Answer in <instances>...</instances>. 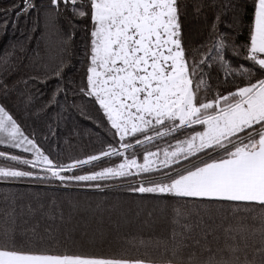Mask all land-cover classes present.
Returning <instances> with one entry per match:
<instances>
[{"label": "snow or ice", "instance_id": "1", "mask_svg": "<svg viewBox=\"0 0 264 264\" xmlns=\"http://www.w3.org/2000/svg\"><path fill=\"white\" fill-rule=\"evenodd\" d=\"M22 2L23 13L36 7L34 0ZM50 7L57 15L64 12L91 23L84 44L86 84L79 91L99 106L98 126L107 121L111 142L85 159L68 163L52 159L34 135H25L7 104L0 103V144L22 148L32 157L0 150V181L66 187L119 180V186L129 191L171 196L196 206L200 223L204 220L200 206L205 212L213 205L223 210L227 202L236 223L223 227L222 246L214 230H203L197 237L200 224L189 222L191 213L181 207L173 209L170 235L149 237L148 242L170 252L166 264H264V0L228 5L233 17L224 26L233 31L242 23L240 12L251 7L248 44L237 45L228 31H221L217 14L208 43L196 50L199 59L184 46L178 0H50ZM15 8L2 11L18 17L21 12ZM229 50L245 63L234 65ZM217 69L227 87L213 88L209 82ZM0 91L7 95L2 82ZM63 91L57 86L50 103ZM113 157L119 162L77 174L85 165L96 167L94 162H103L102 158L111 162ZM46 215L53 222L57 219L54 212ZM59 219L63 222L62 212ZM248 219L258 220L259 226L248 225ZM38 227L37 223L30 229L33 235ZM16 228L13 201L0 213V264H152L124 255L35 251L16 242ZM257 233L260 243L249 258L248 235ZM139 242L145 245L143 238Z\"/></svg>", "mask_w": 264, "mask_h": 264}, {"label": "trees", "instance_id": "2", "mask_svg": "<svg viewBox=\"0 0 264 264\" xmlns=\"http://www.w3.org/2000/svg\"><path fill=\"white\" fill-rule=\"evenodd\" d=\"M178 2L182 13L183 42L190 56L195 53L199 59L196 50L208 43L211 24L217 14H221V31H228L237 45L249 43L246 26L252 22L251 7L240 12L242 23L235 31L224 26V22H231L233 17V10L228 5L240 0ZM34 3L35 8L23 13L22 0H0V82L8 89L7 95L0 91V103L7 104L25 135L30 138L34 135L43 150L51 153L52 159L68 163L99 154L111 142L105 130L110 125L103 120V126H98L102 122V113L97 111L99 106L89 103L90 98L79 91L82 84H86L84 44L88 35L86 29H90L91 23L64 12L57 15L50 7V0H34ZM13 5L16 6L15 11L21 12L18 17L14 12L6 14L2 11ZM241 52L243 54V50ZM227 55L234 65L245 63L233 56L231 50ZM222 79L223 72L217 69L211 72L209 82L213 88L227 87L222 84ZM57 86L64 91L50 103ZM0 150L32 158L30 153L6 144H0ZM102 161L94 162L96 167L85 165L77 174L99 171L118 163L119 158L113 157L111 162L102 158ZM138 162H143L142 156ZM97 183L100 188L87 186ZM120 184L119 180H108L65 187L30 180L0 181V213L8 211L15 202L16 242L23 243L26 248L31 247L35 251L48 249L55 253L68 250L100 256L124 255L130 259L149 260L152 264H166L171 258L170 252H165L162 246L157 247L155 242L148 241L149 237L170 235L173 209L176 207L191 213L189 222L200 224L196 228L197 237L203 230H214L221 238V246L223 227L236 223L227 211V202H224L223 210H218L219 205H213L209 212H205L204 206H200V216L204 217L200 223L194 205H184L183 200L171 196L132 192ZM29 208L33 211L30 212ZM53 212L57 216L55 222L46 215ZM61 212L63 222L59 219ZM225 216L227 219L223 218ZM37 223L39 227L33 235L30 229ZM246 223L259 226L258 220L248 219ZM48 229H51V234ZM141 238L145 240L143 246L139 242ZM259 243L258 233L248 235L249 258ZM196 251L199 254L201 250ZM202 258L206 259L207 253Z\"/></svg>", "mask_w": 264, "mask_h": 264}, {"label": "rangeland", "instance_id": "3", "mask_svg": "<svg viewBox=\"0 0 264 264\" xmlns=\"http://www.w3.org/2000/svg\"><path fill=\"white\" fill-rule=\"evenodd\" d=\"M7 145V144H6ZM19 149H22V148H19ZM23 150V149H22ZM160 156H161V159L163 158V154H160Z\"/></svg>", "mask_w": 264, "mask_h": 264}]
</instances>
